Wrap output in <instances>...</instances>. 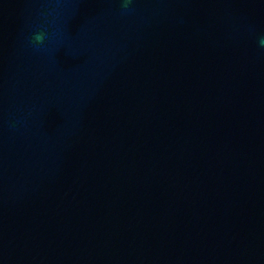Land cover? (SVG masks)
<instances>
[{
	"label": "clouds",
	"instance_id": "9594fccd",
	"mask_svg": "<svg viewBox=\"0 0 264 264\" xmlns=\"http://www.w3.org/2000/svg\"><path fill=\"white\" fill-rule=\"evenodd\" d=\"M129 0H123L124 6L127 7ZM42 39V35L41 34H37L36 36V40H40ZM261 43L264 44V39L261 40Z\"/></svg>",
	"mask_w": 264,
	"mask_h": 264
}]
</instances>
